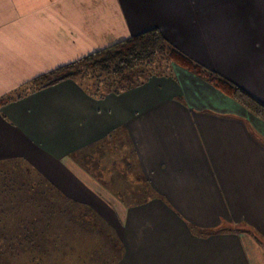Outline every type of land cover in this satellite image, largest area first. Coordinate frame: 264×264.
<instances>
[{
    "label": "crops",
    "instance_id": "0c3cea01",
    "mask_svg": "<svg viewBox=\"0 0 264 264\" xmlns=\"http://www.w3.org/2000/svg\"><path fill=\"white\" fill-rule=\"evenodd\" d=\"M151 29L264 105V0H0V166L96 216L128 264H264V121L176 65L32 83Z\"/></svg>",
    "mask_w": 264,
    "mask_h": 264
},
{
    "label": "rangeland",
    "instance_id": "374dc122",
    "mask_svg": "<svg viewBox=\"0 0 264 264\" xmlns=\"http://www.w3.org/2000/svg\"><path fill=\"white\" fill-rule=\"evenodd\" d=\"M173 65L157 56L152 62L122 74L87 70L78 79L91 91L102 93L126 87L154 73H167ZM26 168L19 163L0 166V245L13 244L17 227L26 222L33 231L27 238H20L19 244L27 247L28 239L33 246L29 247L31 250L17 248L11 254L0 251V264H128L126 257L122 261L124 253L117 251L108 228L53 194ZM82 219L84 228L80 224ZM214 230L217 236L230 233L221 227Z\"/></svg>",
    "mask_w": 264,
    "mask_h": 264
},
{
    "label": "trees",
    "instance_id": "16d2710c",
    "mask_svg": "<svg viewBox=\"0 0 264 264\" xmlns=\"http://www.w3.org/2000/svg\"><path fill=\"white\" fill-rule=\"evenodd\" d=\"M157 56H162L167 61L183 68L184 70L206 80L215 89L222 92L237 104L252 113L258 119L264 121V105L252 98L245 91L234 84L225 80L217 73L207 70L199 63L193 61L180 51L169 44L157 29H151L141 34L122 40L105 49L96 51L86 57H83L73 63L60 67L48 74L39 76L32 80L37 88H44L55 85L65 80H80L79 76L85 74V71H112L114 74H122L135 66L150 63ZM84 86V84H81ZM86 90L91 91L86 86ZM124 87L119 88V90ZM117 90V89H114ZM110 91V90H109ZM95 93H99L98 91ZM10 101V98L0 99V106ZM90 218H96L92 213ZM31 224L26 222L20 224L15 232L13 244H1L0 251L11 254L17 248L29 249L33 246L27 239V247L19 244L20 238H27L29 232L33 231ZM9 232V229H8Z\"/></svg>",
    "mask_w": 264,
    "mask_h": 264
}]
</instances>
